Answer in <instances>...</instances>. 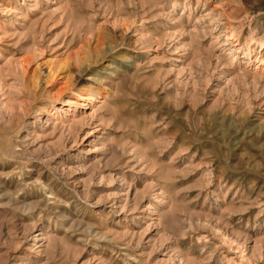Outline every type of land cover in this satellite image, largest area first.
Returning a JSON list of instances; mask_svg holds the SVG:
<instances>
[{
  "label": "rangeland",
  "instance_id": "1",
  "mask_svg": "<svg viewBox=\"0 0 264 264\" xmlns=\"http://www.w3.org/2000/svg\"><path fill=\"white\" fill-rule=\"evenodd\" d=\"M0 264H264V0H0Z\"/></svg>",
  "mask_w": 264,
  "mask_h": 264
},
{
  "label": "bare ground",
  "instance_id": "2",
  "mask_svg": "<svg viewBox=\"0 0 264 264\" xmlns=\"http://www.w3.org/2000/svg\"><path fill=\"white\" fill-rule=\"evenodd\" d=\"M260 62H261V61H260ZM44 189H46V187H44ZM52 192H53V191H52ZM49 194L52 195L53 193L50 192Z\"/></svg>",
  "mask_w": 264,
  "mask_h": 264
}]
</instances>
